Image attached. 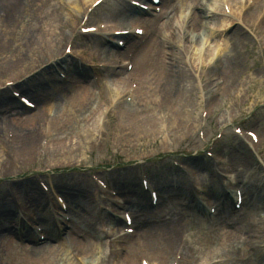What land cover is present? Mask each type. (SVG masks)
Masks as SVG:
<instances>
[{"label":"rangeland","instance_id":"374dc122","mask_svg":"<svg viewBox=\"0 0 264 264\" xmlns=\"http://www.w3.org/2000/svg\"><path fill=\"white\" fill-rule=\"evenodd\" d=\"M44 1L45 0H14L10 4L11 8L7 9L8 17H1L4 12L6 13V10H4V8L6 7L5 0H0V45L6 42L5 44H3L2 48H0V88L5 91L4 88L7 87V82L5 81L11 79V77H19V73L26 67L30 66L29 62L31 61L29 60V56L32 57L31 55H33V47H37L38 44L40 47L41 43L38 38L40 34L37 31V28L41 26H49L46 29L48 31H53L54 27L58 25L57 22L52 24V22L54 21H51V18L54 19L56 16V14H51V8H53L52 5L60 8L63 13H69L66 19H64L63 17L61 18L68 25L69 23L72 24L73 22V25H69L67 28H65L64 32L66 33V36L70 37L71 43L69 44V46L71 45L73 47V50L77 52V55L84 52L83 56L80 57L82 58V61L87 63L86 66H88L89 69L87 70V72H84V70L79 68V72H82V74H79L75 72L74 67H72V69L68 68L71 74L66 75V80L57 82L50 88L46 87L48 98L45 107H47L48 104H51L54 107V110L49 114H57L55 116L56 122L53 128V116L51 118L49 116H46V114H41L40 111L42 104L40 103L37 105V107L39 106L38 110L33 112H39V118L38 121H36L35 127L37 132L35 136V154L28 156L27 159L19 158L18 152H21L23 150L22 137L10 139V137H8L6 133V130L2 129L3 125L1 126L0 163L5 160L6 164H8L9 167L11 165L17 170L12 172H10V170L1 172L0 182H3L1 184L5 183V177H2V175L10 173H12L11 175H14L13 173L17 172V180L21 181L25 178L30 177V183H32L31 186L33 187L35 186L38 188L37 182L39 179L47 181L50 185L53 184L56 188L59 189L60 187L57 183H60L62 181H69L74 182L77 187L76 189L78 190L81 188L88 189L91 197L92 195H94V190L97 189L95 183L92 180V177L94 176L93 174H97L98 170H102L103 172H101V175L105 178V180L112 184H114L113 182H115L116 186H121V181L125 177L128 178L132 175V177H134L135 179L136 185H134L132 189H128L129 191H127L126 188L123 189V194L131 197V194L134 192L141 195V189L138 179L139 173L148 172L150 174H155L158 172H164L171 168L174 169L172 163V159L174 157L180 158L181 160H184L185 163H188L190 165L193 164L192 162L194 159L198 158V163L201 170H210V173L213 174L214 170L217 169V166L213 168L214 164L211 163L205 155L199 156V154H197L196 157L194 155L197 151L203 153L202 151H204V149H206V147L210 145L213 136L220 130L219 126L221 124H224L227 119L228 121L236 120L237 122H240L242 119L247 118V116H249L250 114H260L259 121L262 122H260V124L258 122V124L260 133L264 137V108L260 107L264 103V31H257L256 33H253V31H251L252 24H249L248 21L240 24L239 27L241 28V30H239V32H236L237 25H235L234 22L221 36V45L227 44L228 47L225 52L221 51L222 61L220 62L221 69L219 70L217 69L215 64L213 65V63L198 65L199 62H197L196 57L197 55H200L199 38L201 35L195 31L185 34L186 36H189V41H185L180 37L178 40L174 37L169 39L175 45V47H172V50L175 51L177 53V56L180 58L179 63L174 65L171 69H168L169 71H173L174 67L179 65L178 71L180 72V74L177 76H172L171 83L168 79H165V76L168 72L165 73V76H162V79L156 78L154 74L150 76L147 75L148 77L145 79V81L143 80L144 82L142 84L140 83V81L134 79L133 72L132 74L130 73L123 78H121V76L112 77L111 75H108L107 70L109 69V67L107 63L104 62V72H100L102 83L101 85V83H97L93 80L94 75L92 73L94 67L98 64V62H100V59L94 56L97 55V51L88 50V47L91 45L87 40L88 37L81 35L79 31L83 22V13L92 5L95 0H93L92 2H87L86 5L83 0L79 1V4L82 1L85 7L83 8V11H81V15L78 18L73 13V6L76 4L77 0H75V3L72 0H46L47 2ZM124 2L126 1L124 0ZM173 2L175 3V5H179L182 8L181 11H185L181 14V17L184 21H186L189 14L194 11L192 0H173ZM68 5L70 7H68ZM210 5L211 3L209 2V0H203V12H201V10H198L197 12H201L203 15H205L207 10L211 11L212 13H220V11H214V9L210 8ZM120 8L124 10V6H120ZM113 9L114 8H111L110 10L105 9L101 14L103 15L102 19H100L99 17H92L93 20H89L87 25H96L97 21L103 19L105 20L106 18L115 20V12L113 11ZM260 9L261 8H259V11ZM212 13H209L207 15V18L203 21L202 26H204V28H196L197 31L201 32L207 38L208 34H212L214 28H216L214 24L216 22H219V20L212 17ZM46 14L48 17L46 16ZM172 15V11L170 10L163 19L165 20V22L163 24L158 23L156 28H169V21H174ZM178 18H180V13H178ZM255 18L256 15L253 16V19ZM56 19H58V17ZM33 27H35V31L31 30ZM61 29L62 27L60 26L56 29V31L59 33V30ZM167 31L162 33V37L167 33ZM33 35H38V37H31ZM157 37L160 38L161 36L157 34L156 36H152L151 38L159 41ZM8 38L11 39L7 40ZM30 42L33 43V45L29 48ZM208 42L210 44L211 40H208ZM163 43H165V40L163 41ZM67 44L68 43H64V45L61 46L60 54H62L63 51L64 52L62 55L65 54L66 48L68 47H66L65 45ZM212 45L215 46V43H213ZM212 45L210 48H212ZM164 48L165 50H168V46L166 44ZM56 58L59 59L61 57ZM185 60L189 64V67L185 65L183 66ZM193 60L195 61L193 62ZM42 62L43 57H40V61L37 63V65ZM214 72H218V74L214 75ZM14 74H17L18 76H13ZM208 74L210 77V81H208ZM236 74L238 75L234 77ZM212 77L215 80H211ZM232 77H234V84L231 83ZM219 78H224L226 80V83L224 85H218L217 79ZM116 79H123L124 82L128 81V85L136 81V85L138 86V95L134 99V103L131 106V109L128 110L132 111L131 113L134 114L133 119H131L132 122L127 121L129 118H126L125 120L121 119V116L125 113V110H127V107L123 103L126 93L122 94L118 102H113L112 100V95L110 92H112L114 88L111 87L112 83H110V81ZM155 79L159 80L156 81ZM196 81H198L199 84H195ZM29 84L33 86L32 83ZM157 84L159 88H157ZM222 86L223 88H221ZM33 87L35 89L39 88L38 85H34ZM199 88H201L202 91L201 99L198 95ZM219 89L224 90L223 93L226 94H224L223 96H219L217 92ZM176 90L178 91L177 96H183L184 99L181 101L179 100L180 102H178L177 104L166 108L164 111H161L160 108L162 105H160L159 101L170 98ZM82 94H84L85 96L94 95V102L96 103L94 106L96 108H101L103 118H105L102 128L104 129L106 134L98 143H96L94 140H90L84 130H78V125L76 127L77 131L75 130L74 134L71 137L68 136L67 138L62 139V137L57 134V128L64 124H68V118L66 116L62 117L58 113L62 111L65 113V111L70 110L76 112L73 108L74 98H76V101H78L77 107H80V97L82 96ZM8 95H10L9 92ZM51 98H53L54 101L53 99L51 101ZM197 98L198 102L201 100V106L199 107L196 106V104H198ZM112 104H114V106ZM85 108V113H87L89 108L86 105ZM205 110L207 113V118L201 119V113H203V111ZM26 112L28 111L26 110ZM176 112H181L182 114L184 113L186 115L189 114V118L193 120L192 125L190 124L187 126H183L175 133H170L168 123H166L165 129H163L161 133L158 128L157 118L162 116L165 118V120H167L168 116H175ZM22 113H25V110L19 111L18 116L16 115L15 118L19 119ZM25 114L27 115L28 113ZM58 116L61 118H58ZM135 117L139 118L133 121ZM137 122L139 125L137 135H141L140 138H135L133 136V133L131 134V130H129L130 124L134 123V125L137 126ZM254 126H256V124ZM44 127L54 130V136L52 135V137H49L48 135H44V133H42ZM223 129L228 130L229 128L223 127ZM198 130H201L203 132L201 134H204V139H202V136L197 135ZM21 133L22 132H20V134ZM44 137L47 139L45 146L44 143L46 140ZM59 138H61L62 141H59ZM60 144L63 145L62 148L58 147V145ZM241 146L243 147L244 151H241ZM6 147L12 148L6 149ZM185 147H188L190 150L194 151V154L190 156H179L180 152H182ZM99 149H104V153L102 155H98L97 150ZM217 150L222 155H225L233 165L235 164L238 172L241 173L243 172V170H245L243 173L253 174L250 184L252 182L254 183V186H250V184H247V188L245 190L244 187V190H252L253 194L258 195V203H256V205L258 206V212L260 215L258 217L259 220L256 221L255 224L257 225L259 230L263 229L264 224L262 223V221H264V159L260 158L257 151L255 153H250L247 147V142L238 139L232 134L231 130L228 131L226 137L220 140V144ZM241 152H245L248 157H251L249 166L246 169H244V166L236 162V158L240 156ZM166 153H175V156H164V154ZM176 155L178 157H176ZM248 169L249 171H247ZM218 172H220V169H218ZM169 173L170 174H168V179H170L169 187H171V190L167 194L169 196H172V198L174 197L177 199L176 196H178L177 193L180 190L177 186L178 179H180L181 175L182 177H185L186 175L185 173H181L177 170H175V172L170 170ZM11 175L7 176V179H10ZM204 179L205 177L203 178V180ZM257 181L259 186L258 188L255 187ZM248 182L249 180L247 178L246 183ZM242 184L243 186L245 185L244 183ZM66 191L68 193L67 195H70L77 200L75 202L80 203L86 201L83 200L85 198L84 193H86V191H84L83 189L79 190L78 193H73L70 190ZM208 192L209 191H206L205 193L207 194H204V196L202 195L200 201L205 198V195L209 196ZM207 199L210 200L209 198ZM212 199L214 200V198ZM161 201H165V203H167V198H162ZM248 201L250 205L253 201L252 197L248 196ZM46 206L47 205H45V207ZM145 206H148V204H146ZM70 207L72 208V211L76 212V215L79 213L80 209L76 204H74V202L70 204ZM132 210L134 212V215L136 216L137 221L142 222L144 218L142 212H137L135 208H132ZM147 210L149 209L147 208L144 211ZM101 214L104 215H100L102 218H107L106 216H109L104 212H102ZM201 214L205 213L202 212ZM197 216L201 218V221H205L207 218L206 215H203L202 217L201 215ZM177 217L178 214L176 213L170 219L173 220ZM146 218L147 222H142V227H138L139 235L142 231L146 230H161L160 225L156 224V215L153 216V219L151 217ZM77 219L80 220V217L77 216ZM98 219L99 217L97 213H93L91 220L94 224H96L97 228H100L99 224L97 223ZM104 230L109 232V234L111 235L112 231H108V227H101V231ZM192 231H195V237L186 238L185 240L187 242L186 248L189 246V249L190 247H193L195 249L194 255L199 254L202 256L209 251L213 252L216 250V247L214 245L206 247L204 245L197 246L199 242L203 241L207 245L206 240H209L208 245L209 243H216V239H214V236L205 234L207 230H200L199 225ZM199 231L202 232V235L201 233H199ZM218 231H220V229H218ZM114 238L115 236L113 235L111 239L107 238V240L102 243L105 247H103V249H96V259L101 258L103 261L107 257H109L111 245L117 246L119 247L117 249L121 250L124 244H115L114 241L116 239ZM262 243L264 245V242ZM154 245L156 247L158 244L155 243ZM140 251L141 248H138L136 251V253L139 252L138 254H136V263L143 264V261L151 263L152 261H150L148 257L144 255V252ZM145 251L147 253L148 249ZM172 252L174 253V251H170L168 264H172L173 259H175V254H173ZM243 254L244 253L241 252H237L235 254L234 264H238L236 262L241 256H243ZM190 255H193V253H191ZM66 258L74 261V259L69 255H67ZM253 259L255 260L254 264H264V258L262 257H256ZM87 264L95 263L93 260L88 259Z\"/></svg>","mask_w":264,"mask_h":264},{"label":"bare ground","instance_id":"6f19581e","mask_svg":"<svg viewBox=\"0 0 264 264\" xmlns=\"http://www.w3.org/2000/svg\"><path fill=\"white\" fill-rule=\"evenodd\" d=\"M14 0H5V7L4 10H6V13L1 15L8 17L7 9H10V4ZM48 1V0H47ZM46 0L44 2H47ZM75 3V0H72ZM79 1H76V4L73 6V13L75 16L80 17L81 10L79 8ZM85 5L87 2H92L93 0H83ZM202 1L203 0H192V5L195 8L194 15H189L186 21H184L181 17V14L185 11L179 10V5H176L174 7L175 10V16H178V13H180V18L176 17L174 18V21H169V28L165 27L162 29H158L154 26H157L158 23L161 21L162 17L166 15L165 7L172 6V2L164 1L163 4L161 3L158 5L162 11L159 15H157L154 19L150 20L152 23L147 24V22L144 21L143 16L149 15L148 13L144 11H137L136 9H133L132 7L129 8L127 2H124V0H105L102 4L99 5L98 8L94 10L91 17H99L102 19L103 11L110 10L111 8H114L113 11L115 12V20L111 18H106L105 20L107 22H110L113 20V24H111L110 28H107L111 32L116 31H122L121 26H124L125 30H135L136 26L134 24H138V28L141 27L144 30L143 37L140 39H143L148 34H152V36H156L157 34L161 36L159 39L156 40L154 38H149L147 43L145 44L144 48L139 47L138 44L133 43L131 46H129V50L131 53L133 52L135 55L133 56V60L131 62L133 77L135 80L140 81L142 84L145 79L148 77L147 75H153L156 76V78L162 79V76H165V73L167 75L165 76L166 80L168 79L171 83V77L177 76L180 74L178 71L179 65L174 67L173 71H169L168 69H171L174 65L179 63L180 58L177 56V53L172 50V47H175V45L169 40L172 37L176 38L177 40L179 37L184 39L185 41H189V36L185 35L187 34L185 31H183L182 27L185 24H189V26H194L197 24L199 27H203V21L207 18V15L210 12L208 10L206 11L205 15H203L201 12L202 10ZM260 1L264 3V0H258L257 6L260 4ZM211 3L210 8L214 9V11L220 10V5L222 3L227 2V0H209ZM165 5V6H164ZM240 5V3H239ZM53 8H51V14H56L55 18H51V21L55 23L57 22L58 25L54 27L53 31H48L46 28L49 26H41L37 28V31L39 32V37L37 36H31V37H38L40 43L37 45V47H33V55L32 57L29 56V62L28 67L23 69L19 73V77L6 80L5 82L15 81L19 79H24V81L21 82L19 85V88L23 90L26 87V84L29 83H35V82H41L42 79L45 76H48L49 78H55L54 74L52 72L56 68L58 64L63 63V60H66V58L60 54L61 46L64 45V43H68L70 40L69 36H66V33L64 32L65 28H67L69 25H73L69 23V25L64 22V20L61 18L63 17L66 19V17L69 15V13H63L60 8H57L56 6L52 5ZM69 6V5H68ZM120 6H124V10L120 8ZM152 9H156L155 6H153ZM127 10V11H125ZM198 10H201L200 13L196 12ZM125 11V12H123ZM111 12V11H108ZM221 12V11H220ZM86 13H84L85 15ZM251 15L253 12L250 13ZM47 16V14H46ZM48 17V16H47ZM58 17V19H56ZM212 17L218 18L219 22L215 24L216 28L218 29H227L230 25H232L234 22L229 21L224 14H219L216 16L215 14H212ZM252 17V16H251ZM251 17H249V20H251ZM5 18V17H4ZM77 21V20H76ZM252 24V22H249ZM192 24V25H191ZM75 25V23H74ZM62 27L61 30H59V33L56 31L57 28ZM91 27V26H88ZM238 28V29H237ZM236 32H239L240 27L239 24H237ZM261 31H264V18L260 24ZM32 31H35V27L31 29ZM81 30V29H80ZM168 30V31H167ZM238 30V31H237ZM167 31L165 35L162 37V33ZM185 32V33H184ZM216 32L213 34H208L207 40L201 39L199 42L200 45V55L196 57V60L198 65H204V64H211L213 60H215L216 54L219 52H225L227 50V44L221 45V37L222 33H218L215 35ZM200 34H202L200 32ZM95 35L90 34L86 37H88V41L90 42V46L88 47L89 51L95 50L97 51V55H94L96 58L100 59V63L106 62L109 69L107 70L108 75H111L112 77H125L128 71H123V69H120L116 66L115 58L117 59L119 56V52H115L112 49H109L108 44L106 43V37L104 35H98L97 38ZM183 36V37H182ZM127 38L125 46H128V44L135 39V37H125ZM201 38V37H200ZM211 40V45L215 43V46L211 45L208 46V40ZM11 38H8L7 40H10ZM165 40V43L163 41ZM162 41V42H161ZM0 45V48H2L3 44ZM29 48L33 45V43H29ZM165 44L168 46V50H165L164 46ZM66 46V45H65ZM64 46V48H65ZM31 51V50H30ZM99 52V54H98ZM204 54V55H203ZM40 57H43V62L37 65V63L40 61ZM61 57L60 62L56 63H49L45 68L42 66L48 63L51 59ZM93 57V56H92ZM129 57V55H128ZM73 59L76 60L75 52H73ZM102 60V61H101ZM124 61V60H122ZM195 60H193L194 62ZM205 61V62H204ZM232 62V61H230ZM22 63V62H21ZM65 63V62H64ZM105 64V63H104ZM181 64V63H180ZM28 65V62H27ZM65 64L62 65V67ZM189 67V64L186 62V60L183 63V66ZM182 66V67H183ZM230 66V65H229ZM62 69V68H60ZM186 69V68H185ZM26 71V72H24ZM185 71V70H184ZM218 72H214L213 74L216 75ZM18 76L17 74H14L13 76ZM27 75H30L29 78H26ZM128 75V74H127ZM238 74H236L234 77H236ZM44 76V77H43ZM132 76V75H131ZM47 77V78H48ZM161 77V78H160ZM208 81H210L209 74L207 75ZM231 77V76H230ZM234 77L231 78V83L234 84ZM44 78V79H47ZM139 78V79H138ZM155 78V77H154ZM159 79H155L158 81ZM57 80L56 78L54 81ZM127 80V79H125ZM144 80V81H143ZM31 81V82H28ZM173 82V81H172ZM111 87H114V90L111 93L113 102H118L119 98L122 96L124 92H128V85L127 83H124L122 79L118 80H112L110 81ZM136 83V81H134ZM230 83V82H229ZM195 84H199L198 81H196ZM157 88H159L157 84ZM13 89V88H11ZM9 90V89H8ZM138 90L134 93V99L138 95ZM178 91H174L173 95L170 98H166L164 100L159 101L161 106V111H164L166 108L173 106L184 99L183 96L180 97L177 96ZM226 94V93H224ZM199 98L201 99L202 91L201 88H199L198 92ZM94 96V95H93ZM92 95L85 96L82 94L80 97L81 100V106L77 107L78 101H76V98H74V105L73 108L76 112L73 111H65V113L62 111L58 114L60 116L64 117L66 116L68 118V124H64L57 128V134H59L62 139L67 138L68 136H72L77 131L76 127L79 126L80 131H83L86 133L87 137H89L90 140L96 141L97 134L99 133V127L101 125V119H102V111L101 108H96L94 105L96 104L95 98ZM9 98V99H8ZM250 98V97H248ZM8 99V100H6ZM35 99H37L35 97ZM180 100V101H179ZM11 102V97H8V92H0V106H6ZM37 102H39L37 100ZM201 100L197 103L196 106L200 105ZM35 104V102H32ZM40 103V102H39ZM134 103V101H133ZM88 106V112L85 113L86 108L85 105ZM36 105V104H35ZM46 103L42 104L41 110H43L44 114L46 116H49L52 118L53 116V128L55 126L56 118L55 115L49 114L51 111L54 110V107L51 104H48L47 107H45ZM23 110H28V117L26 118L25 122L23 123L21 118L15 119L14 117L11 120V124L15 127L16 132V138L22 137V146L23 150L18 152L19 158L21 159H27L28 156L35 154L36 152V121H38V113L33 114V110H30L25 107H21ZM200 109V108H199ZM5 118H11L12 115L9 112V109L6 110ZM132 111L125 112V119L129 118L127 121L132 122L131 119H133V115L131 113ZM23 113V114H25ZM134 113V112H133ZM82 115V116H81ZM189 114H182L181 112H176L175 116H168L167 120H165L164 117L160 116L157 118L158 120V128L160 132L162 133L161 129H164L165 123H168V127L170 130V133H175L177 130L181 129L183 126L192 125L193 120L189 118ZM58 118H61L58 116ZM139 117H135L133 121L137 120ZM124 119V120H125ZM81 120V121H80ZM196 120V118H195ZM167 121V122H166ZM66 125V127H65ZM129 130H131V134L133 133V136L135 138H140L141 135H137L139 125L137 122V126L134 125V123H131L129 126ZM128 130V131H129ZM20 132H22L20 134ZM36 132V133H35ZM43 133V130H42ZM22 135V136H21ZM54 136V130L51 131L50 137ZM61 138H59V141H62ZM42 141V137H41ZM90 143V142H89ZM59 148H62L63 145H58ZM12 148V147H6ZM16 148V147H15ZM40 149V148H39ZM244 151L243 147L241 146V151ZM247 152V151H245ZM245 152H241L240 156L236 158V162L238 164H241L246 169L249 166V161L251 160V157L247 156ZM16 155V156H18ZM249 155V154H248ZM193 165L199 166L198 160H193ZM200 169V168H199ZM10 170L17 171L16 168L12 167L8 164H6V161L0 163V173L3 171ZM245 170H243L244 172ZM249 171V169L247 170ZM201 172L203 176H205V179L207 182H202L197 177H201L199 173H197L193 168L189 170V177H185L184 179L180 178L178 180V187L180 188L179 192L177 193V201H171L173 207L176 211H178V217L176 219H169V218H162L164 215L163 213L167 211V208L165 211H163L164 207H160V211L157 213L152 211V207L150 205L145 206L143 204V197L139 193H132L130 197L129 206L132 208H135L138 212H142L143 216L150 217L151 214H156L160 218V227L161 230L158 231H142L141 234L138 235H132L127 236L124 233H121L120 230L117 228V226L121 225L123 222L119 219L118 216H114L111 214V216H106L107 218H101L102 221H98L100 228L96 227V224H94L91 220L93 212H97L96 206L94 203L99 202L100 196L94 197L93 195L90 197L89 190L86 188H81L86 193H84L85 198L83 200H86L85 202H75L77 201L72 196L67 195L66 190H70L73 193H78L81 189H76V185L74 182L69 181H62L59 184V188H56L55 186H52V188L55 190L59 189L61 194L63 195L68 203H66L67 206H69L72 202L79 207V213L76 215V212L72 211V208L68 210L69 215L71 216V219L69 221H65V224H69V229L66 230V228H62L63 223L61 222V218L63 217V211H61L60 208L57 206V211L51 210V207L49 206L50 201L48 199H45L43 195L40 193L38 188L31 186L32 183L31 179L26 178L24 182H16V180H8L7 176H10V174L2 175V177H5L6 181L3 185L0 186V264H87V260L91 259L94 261L95 264H137L136 263V251L138 248H143L144 250H147V253H145V256L148 257L150 261H152L149 264H168L170 251L173 250H179L182 251L185 256H188L189 253H191L190 250L186 248L187 242L185 240L186 234L189 233V236H192L191 230L194 228H197L199 225H201L199 218L196 216V214L193 213V207L190 205L193 202H196V196L194 195L193 191H191V188L194 186H203L205 184H208L210 188V193L212 197L216 196V198H221L223 202L226 204L228 210H229V216L230 218H226V216H223L221 213L219 215L217 214L216 218H209V229L211 231H208V233L212 236H214V239H217V242L214 244L218 247L217 256L219 257L220 263H226L228 261H231V264H234V256L237 252L244 253L243 256H241L236 263L238 264H254L255 260L253 258L256 257H262L264 256V249L261 247L262 241H264V228L258 229L257 225L255 224L256 221H258L259 212H258V206L256 203H258L257 196L253 194L252 190L245 191V194H240L244 196L243 206L239 211L236 210L235 206L233 207V203L231 202L230 197L228 196L227 188H222L221 184L218 182H221L222 179H218V177L215 175L213 178L207 176L208 172L202 170ZM241 172V177L243 178L242 183H244L245 190L247 188V184H250V181L252 180L251 173H243ZM197 173V174H196ZM14 177H17V172L13 173ZM169 172H163L160 173L157 177V179H165V181H170L168 179ZM1 175V174H0ZM195 175V176H194ZM247 178L249 180L247 182ZM183 180V181H182ZM169 186L168 184L166 185ZM250 186H254V183L251 182ZM255 187L258 186V181L255 184ZM53 190V191H54ZM235 191V190H234ZM58 192V190H57ZM26 195V196H25ZM252 197L253 201L249 205V201L247 202V198L245 197ZM26 198L27 200H24L21 197ZM185 197V198H184ZM142 200V201H141ZM186 201L188 203H186ZM185 202V203H182ZM28 206L29 211H23L21 212L22 215L16 214L14 212V207L19 204L20 207L24 208L25 206ZM45 205H47L45 207ZM162 205V204H161ZM52 206H54L52 204ZM95 206V207H94ZM55 207V206H54ZM149 209L147 211H144L145 209ZM211 208L207 209L209 212ZM218 211L220 212L222 208V204L218 203L217 206ZM157 210V209H155ZM83 214H81V213ZM146 212V213H145ZM228 214V213H227ZM38 216V221L41 224V228H37L39 231L34 233L32 230L28 228L29 226L26 225V221H30V217L32 216ZM77 216L80 217V220L77 219ZM166 216V215H164ZM65 218V217H64ZM115 222L116 224L112 223ZM145 221V220H143ZM109 223L115 225V227L111 228L110 231L113 232V234H118L117 239L119 242L121 241H128L131 242V246L126 249L125 251L127 253H123L121 250L117 249V246L111 245V250L109 257H107L105 260L102 261V259H96V249H103L105 247L102 243L106 241L108 238V233L104 231H101V227H107ZM219 223L225 224L229 227L231 230L229 232V235L227 237L222 236L218 231V225ZM264 224V221H262ZM37 227V226H36ZM35 227V228H36ZM39 227V226H38ZM223 227V226H222ZM221 227V229H222ZM34 228V229H35ZM116 228V229H115ZM122 231V230H121ZM45 236V239L41 241V236ZM115 244H119L118 242H114ZM155 243L158 245L155 247ZM176 244V245H175ZM147 247V248H146ZM192 250L193 248L190 247ZM173 253V252H172ZM183 254V256H184ZM67 255L71 256L74 261H71V259H67ZM223 258H226L225 261H223ZM201 259V257H200ZM218 259V258H217ZM99 262V263H98ZM187 262V259L184 257L182 258L180 264H185ZM257 264V263H255Z\"/></svg>","mask_w":264,"mask_h":264}]
</instances>
